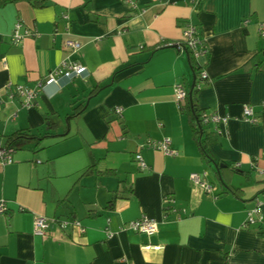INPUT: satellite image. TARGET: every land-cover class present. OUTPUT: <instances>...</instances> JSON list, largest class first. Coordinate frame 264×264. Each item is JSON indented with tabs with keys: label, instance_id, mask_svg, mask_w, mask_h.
I'll use <instances>...</instances> for the list:
<instances>
[{
	"label": "crops",
	"instance_id": "1",
	"mask_svg": "<svg viewBox=\"0 0 264 264\" xmlns=\"http://www.w3.org/2000/svg\"><path fill=\"white\" fill-rule=\"evenodd\" d=\"M134 3L0 0V145L19 130L36 136L0 162V264H264V225L244 226L264 193V0ZM18 19L30 35L12 43ZM187 25L207 50L197 59L205 82L176 47ZM66 38L80 48L64 49ZM62 61L86 73L45 85L31 107L10 96L8 84L33 87ZM177 84L193 88L199 111L227 117L220 133L205 126L211 160L182 109L188 99L175 101ZM244 105L255 124L242 119ZM162 138L176 155L147 145ZM36 216L55 220L43 237ZM141 216L155 233L124 229Z\"/></svg>",
	"mask_w": 264,
	"mask_h": 264
},
{
	"label": "built area",
	"instance_id": "2",
	"mask_svg": "<svg viewBox=\"0 0 264 264\" xmlns=\"http://www.w3.org/2000/svg\"><path fill=\"white\" fill-rule=\"evenodd\" d=\"M125 4H127L131 9H134L135 3L134 0H121ZM64 19H67V15H63ZM246 22V21H245ZM23 22L21 20H17L13 26L11 33V41L12 43H19L23 37L30 35V31L24 28ZM258 33L260 36H264V25L260 24L258 27ZM182 44L192 52L194 59L197 62V59L200 57L207 56V50L205 45L197 33V30L194 26L187 25L182 30V42L176 43V47L180 50H183L184 47ZM171 45V44H168ZM81 46V43L77 40L66 38L63 42V47L66 50H70L71 52L77 51ZM199 69V77L201 80L207 81V75L204 69V65L197 64ZM86 73V68L78 63H69L66 61H62L59 66L50 71L41 81H39L35 86L29 87L25 85L19 84H8L7 88L10 89V96H19L22 102V105L25 107H31L34 105L35 97L38 91L42 90L45 85L56 83L59 79L65 78L69 81L73 80L76 77L82 76ZM188 92L185 88L177 84L175 86V101L178 104H182V102L186 99ZM116 113H120V109H115ZM200 122L208 126L210 125L213 128L214 132L220 133V126L225 125L227 121V117L220 116L216 113H210L206 111H201L199 114ZM242 119L250 124H255L257 122V118L254 115V110L252 107L248 105L243 106L242 110ZM151 148L162 151L165 155L174 156L177 152L172 149L170 146L169 138H162L157 141H150L147 143ZM14 151L12 147H3L0 146V162L5 165L12 162L11 154ZM135 159L138 163V166L141 170L146 167L145 162L142 159V156L139 153L135 154ZM239 163L234 164L235 168H238ZM204 173L200 174L198 172H192L189 174V179L194 183L200 186L205 192H210L212 190V185L207 183L204 180ZM6 203L3 200H0V214L6 211ZM53 219H47L44 216H36L33 221V234L35 236L43 237L46 234V228L50 222H54ZM61 227L66 225L63 221H58ZM72 226L78 230L79 233H84V227L82 224L74 220ZM264 225V193L261 199H257L253 205V207L246 212L244 226L245 227H259ZM129 229L133 232L151 235L156 232L157 222L153 219H150L146 216H141L138 219L132 220L128 222L124 229ZM110 234V233H108Z\"/></svg>",
	"mask_w": 264,
	"mask_h": 264
},
{
	"label": "trees",
	"instance_id": "3",
	"mask_svg": "<svg viewBox=\"0 0 264 264\" xmlns=\"http://www.w3.org/2000/svg\"><path fill=\"white\" fill-rule=\"evenodd\" d=\"M8 1H13V0H8ZM28 1L34 6H43L45 2V0H28ZM182 46L184 47V50H186V52L188 53V57H189L192 69L194 71V74L199 75L200 68L198 67L197 62L194 59L192 52L185 46V44H182ZM202 81L205 82V80H202ZM191 90L192 92H191L190 97L188 96V94L186 97V99H188V102L185 104V106L182 109L186 111V113L189 116L192 135L194 139L197 141L204 158L207 160H211L208 152L206 151V143H207L208 134H207V131H205V125H203L198 118L201 111H199L196 108V105L194 104V100H193L194 90L193 88ZM96 91H97V88H94L91 91V94H94ZM83 108L84 106L82 105H78L77 107H75L72 116L77 115ZM69 117L70 116H68V118ZM45 120L47 121V118H45ZM35 138L36 136L31 134L28 129L19 130L3 138L2 145L0 146L12 147L15 149L19 144L22 143V141L32 140ZM90 169L91 167L87 168L85 173H87Z\"/></svg>",
	"mask_w": 264,
	"mask_h": 264
},
{
	"label": "water",
	"instance_id": "4",
	"mask_svg": "<svg viewBox=\"0 0 264 264\" xmlns=\"http://www.w3.org/2000/svg\"><path fill=\"white\" fill-rule=\"evenodd\" d=\"M191 92H192V90H190L189 92H188V96L190 97V95H191Z\"/></svg>",
	"mask_w": 264,
	"mask_h": 264
}]
</instances>
